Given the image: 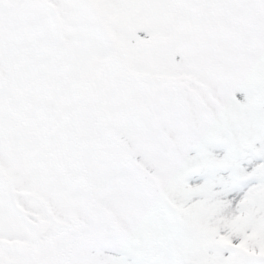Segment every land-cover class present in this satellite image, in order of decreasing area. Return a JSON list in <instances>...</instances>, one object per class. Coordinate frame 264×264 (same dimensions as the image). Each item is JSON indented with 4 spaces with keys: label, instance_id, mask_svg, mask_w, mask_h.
Returning a JSON list of instances; mask_svg holds the SVG:
<instances>
[{
    "label": "snow or ice",
    "instance_id": "snow-or-ice-1",
    "mask_svg": "<svg viewBox=\"0 0 264 264\" xmlns=\"http://www.w3.org/2000/svg\"><path fill=\"white\" fill-rule=\"evenodd\" d=\"M0 264H264V0H0Z\"/></svg>",
    "mask_w": 264,
    "mask_h": 264
}]
</instances>
